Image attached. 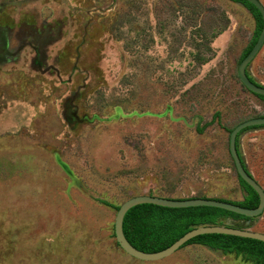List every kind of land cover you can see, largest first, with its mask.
Instances as JSON below:
<instances>
[{
    "label": "rangeland",
    "instance_id": "374dc122",
    "mask_svg": "<svg viewBox=\"0 0 264 264\" xmlns=\"http://www.w3.org/2000/svg\"><path fill=\"white\" fill-rule=\"evenodd\" d=\"M255 31L232 0H0V264H255L135 259L99 201L242 199L229 131L264 116L237 70ZM247 73L264 86V43ZM238 151L264 190V126Z\"/></svg>",
    "mask_w": 264,
    "mask_h": 264
},
{
    "label": "trees",
    "instance_id": "16d2710c",
    "mask_svg": "<svg viewBox=\"0 0 264 264\" xmlns=\"http://www.w3.org/2000/svg\"><path fill=\"white\" fill-rule=\"evenodd\" d=\"M243 4L253 15L256 22V31L251 42L244 49L239 62L246 56V54L253 47L257 40L262 26V20L258 10L252 4L245 0H232ZM247 73V68H246ZM248 75V73H247ZM249 77V75H248ZM251 82L252 78L249 77ZM254 82V81H253ZM257 84V83H256ZM259 85V84H258ZM264 101V97L256 95ZM217 115V114H216ZM254 126L251 128H257ZM242 130L240 133L247 129ZM231 131V130H230ZM229 131V132H230ZM202 132V129H199ZM239 133V134H240ZM236 138V147L238 150V137ZM239 153V151H238ZM240 156V153H239ZM241 157V156H240ZM242 160V158H241ZM242 164L245 163L242 160ZM248 171V168L246 169ZM249 172V171H248ZM250 174V172H249ZM237 175V173H236ZM238 183L242 189V199L239 201H231L221 198H214L234 204L240 205L245 208H255L258 205L259 198L257 193L237 175ZM149 195H152L149 193ZM157 195V194H155ZM157 196L166 198H175L167 194H158ZM196 198V197H189ZM210 198V197H202ZM175 199H184L177 197ZM102 204L118 209L119 206H113L105 200H99ZM233 218V219H247L246 217L210 206H193L183 208H169L158 206L154 204H139L131 207L123 218L122 229L128 242L144 252H157L170 246L172 242L176 241L186 232L192 228L201 225H215L222 224L218 222L220 218ZM255 219V218H254ZM189 244H201L212 250H220L223 253H234L245 257L247 260L255 264H264V242L226 234H204L191 238L183 246ZM182 246V247H183Z\"/></svg>",
    "mask_w": 264,
    "mask_h": 264
},
{
    "label": "water",
    "instance_id": "95a60500",
    "mask_svg": "<svg viewBox=\"0 0 264 264\" xmlns=\"http://www.w3.org/2000/svg\"><path fill=\"white\" fill-rule=\"evenodd\" d=\"M255 7L260 13L262 26L257 37L256 42L246 56L238 64V77L241 84L254 95H260L264 97V86L258 85L255 82H251L249 79L246 68L255 58L259 50L261 49L264 43V5L260 0H245ZM254 126H264V116L254 117L247 120H244L237 124L234 128L231 129L229 133V153L232 158V161L235 166L237 175L245 181L258 195L259 202L255 208H245L240 205L234 204L232 202H227L223 200H218L214 198H184V199H175V198H166L155 195H137L125 200L121 205H119L113 224L114 236L118 246L129 256L141 260V261H157L161 260L176 250L181 248L185 242L199 235L204 234H226L239 236L244 238L256 239L264 242V233L253 231L250 227L254 223V218L259 217L264 211V190L260 184L254 179V177L249 174L242 164L241 157L239 156L237 147H236V138L237 135L246 128H251ZM154 204L163 207L169 208H183V207H193V206H210L215 208L224 209L239 215L246 217L247 219H233V218H220L218 222L222 224L215 225H201L192 228L190 231L186 232L176 241L172 242L167 248L157 251V252H144L138 250L132 246L126 239L122 224L123 218L126 212L133 206L139 204Z\"/></svg>",
    "mask_w": 264,
    "mask_h": 264
},
{
    "label": "crops",
    "instance_id": "0c3cea01",
    "mask_svg": "<svg viewBox=\"0 0 264 264\" xmlns=\"http://www.w3.org/2000/svg\"><path fill=\"white\" fill-rule=\"evenodd\" d=\"M195 245H198V244H195ZM199 246H203V245H199ZM208 248V247H207Z\"/></svg>",
    "mask_w": 264,
    "mask_h": 264
},
{
    "label": "flooded vegetation",
    "instance_id": "af4514ba",
    "mask_svg": "<svg viewBox=\"0 0 264 264\" xmlns=\"http://www.w3.org/2000/svg\"><path fill=\"white\" fill-rule=\"evenodd\" d=\"M198 245H201V244H198ZM204 246V245H203ZM206 247V246H205Z\"/></svg>",
    "mask_w": 264,
    "mask_h": 264
}]
</instances>
